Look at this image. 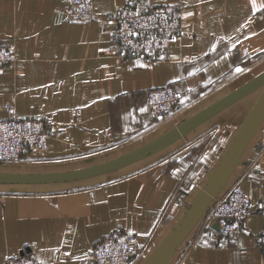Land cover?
Returning a JSON list of instances; mask_svg holds the SVG:
<instances>
[{
	"label": "crops",
	"instance_id": "0c3cea01",
	"mask_svg": "<svg viewBox=\"0 0 264 264\" xmlns=\"http://www.w3.org/2000/svg\"><path fill=\"white\" fill-rule=\"evenodd\" d=\"M93 1L75 20L66 0H0V43L18 57L0 68V118L15 94L51 133L48 151L0 162V264L26 242L44 264H79L115 228L137 234L132 264H264V0H144L182 2L183 24L134 57L113 49L129 0ZM167 84L184 97L153 116L146 92ZM235 187L252 211L224 235L211 209Z\"/></svg>",
	"mask_w": 264,
	"mask_h": 264
},
{
	"label": "built area",
	"instance_id": "2783aa9c",
	"mask_svg": "<svg viewBox=\"0 0 264 264\" xmlns=\"http://www.w3.org/2000/svg\"><path fill=\"white\" fill-rule=\"evenodd\" d=\"M62 11L75 20L95 17L93 0H66ZM184 5L180 1L153 3L129 0L115 10L113 49L120 56L150 54L176 44L183 24ZM13 47L0 43V68L17 61ZM184 93L172 84L158 85L146 92L150 113L165 116L183 99ZM7 114L0 118V162L21 160L27 152L49 150L50 130L42 114L20 115L15 106V94L6 102ZM80 119V112H77ZM253 200L243 188L235 187L226 197L216 200L211 219L221 234H236L243 220L252 211ZM259 212L263 218L260 238L264 246V194ZM137 234L127 228H115L99 238L79 264H132ZM7 264H44L33 252L30 242L7 256Z\"/></svg>",
	"mask_w": 264,
	"mask_h": 264
},
{
	"label": "water",
	"instance_id": "95a60500",
	"mask_svg": "<svg viewBox=\"0 0 264 264\" xmlns=\"http://www.w3.org/2000/svg\"><path fill=\"white\" fill-rule=\"evenodd\" d=\"M232 155V153L230 154V156ZM230 156H229V158H230ZM86 173H88V172H86ZM222 174V172L221 171H219L218 172V176H220ZM218 176H215V178L213 179V181H212V183L211 184H209L208 186H207V189L203 192V194H202V196H201V199L199 200V201H201V203L202 204H204V206H206L207 204H208V202L210 201V199H211V194H213V195H216L217 194V189H218V185H217V182H219V184H221V183H224V177L222 176V178H221V180H218V181H216V182H214L215 181V179L218 177ZM188 219V218H187ZM215 226L216 227H218V224L217 223H215ZM182 228V226L179 228V230ZM178 230V231H179ZM178 234V232L175 234V236L173 237V240L175 239V237H176V235ZM172 242V241H171ZM170 245V244H169Z\"/></svg>",
	"mask_w": 264,
	"mask_h": 264
}]
</instances>
